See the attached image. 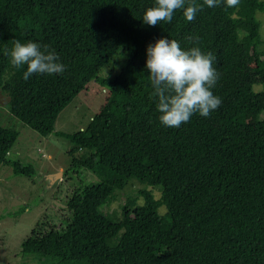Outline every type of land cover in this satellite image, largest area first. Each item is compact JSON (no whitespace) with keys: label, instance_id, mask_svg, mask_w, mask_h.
<instances>
[{"label":"trees","instance_id":"obj_1","mask_svg":"<svg viewBox=\"0 0 264 264\" xmlns=\"http://www.w3.org/2000/svg\"><path fill=\"white\" fill-rule=\"evenodd\" d=\"M153 6L0 0V96L11 117L48 137L90 83L104 92L82 131L55 133L69 142L72 165L97 181L68 194L62 218L39 221L23 240L20 254L38 264H264V41L256 18L264 1L205 6L192 22L177 10L171 23L155 27L142 21ZM161 38L215 56L212 92L222 103L209 117L194 114L179 128L160 123L146 49ZM15 40L47 46L66 70L25 81L27 66L11 64ZM119 55L118 72L101 76ZM18 136L0 120V166L32 179V166L8 157ZM135 183L142 204L128 193L120 217L103 210Z\"/></svg>","mask_w":264,"mask_h":264},{"label":"rangeland","instance_id":"obj_2","mask_svg":"<svg viewBox=\"0 0 264 264\" xmlns=\"http://www.w3.org/2000/svg\"><path fill=\"white\" fill-rule=\"evenodd\" d=\"M256 18L261 23L259 34L264 41V13L257 14ZM113 61L114 64L110 62L102 70L101 76L111 77L117 73L124 58L119 55L113 58ZM247 63L249 66L254 65L250 54H247ZM103 96V89L90 83L64 107L56 119L54 133L48 137L38 135L11 117L5 108L7 100L0 96L1 125L13 128L19 133L8 157L12 161L32 166L35 171L34 177L29 179L26 176L14 175L8 165L0 166V264H38L37 258L20 254L23 240L30 235L39 221L51 218V221L57 222L62 218L68 194L97 181L86 169L72 165L68 156L69 142L57 137L55 133L73 134L82 131L99 110ZM246 121L252 123L254 116L247 115ZM137 189H140L137 183L125 188L117 194L115 201L103 210L120 217L121 207L126 203V194H131ZM132 194L136 203L142 204V198ZM155 196L157 197V193ZM162 212L161 209L160 214Z\"/></svg>","mask_w":264,"mask_h":264},{"label":"clouds","instance_id":"obj_3","mask_svg":"<svg viewBox=\"0 0 264 264\" xmlns=\"http://www.w3.org/2000/svg\"><path fill=\"white\" fill-rule=\"evenodd\" d=\"M222 3L228 8H237L240 0H203L202 4L195 0H155V6L146 9L142 21L152 27L160 22L171 23L174 13L183 10L186 21L192 22L205 6L213 8ZM13 44L11 64L17 69L27 66L23 73L25 81L34 74L54 75L66 70L47 46L42 49L37 43L19 40ZM146 53V69L154 89L152 95L158 99L159 121L163 126L179 128L194 114L207 118L219 108L222 100L212 92L219 79L213 67L212 52L203 53L196 47L183 50L177 40L161 38L154 45H148Z\"/></svg>","mask_w":264,"mask_h":264}]
</instances>
